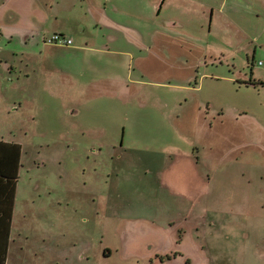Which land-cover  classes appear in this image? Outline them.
I'll use <instances>...</instances> for the list:
<instances>
[{
	"label": "rangeland",
	"instance_id": "374dc122",
	"mask_svg": "<svg viewBox=\"0 0 264 264\" xmlns=\"http://www.w3.org/2000/svg\"><path fill=\"white\" fill-rule=\"evenodd\" d=\"M59 1L72 27L103 17L101 49L148 55L112 21L142 30L158 21L155 11L132 18L114 0ZM49 7L0 0V140L23 146L7 264H153L163 244L191 264H264L261 22L221 14L209 34L204 8L180 15L188 38L160 40V49L188 64L144 61L130 76L119 68L136 81L128 91L80 86L75 97L58 68L72 54L44 52L31 34ZM219 53L223 64L212 65ZM251 78L258 85L244 83Z\"/></svg>",
	"mask_w": 264,
	"mask_h": 264
},
{
	"label": "crops",
	"instance_id": "0c3cea01",
	"mask_svg": "<svg viewBox=\"0 0 264 264\" xmlns=\"http://www.w3.org/2000/svg\"><path fill=\"white\" fill-rule=\"evenodd\" d=\"M45 1H47L48 6L50 5L49 10L47 11V15L44 16L43 22L45 23V25L39 26L35 31H32L31 34H34V32L37 33L36 36L38 37L36 39L39 42L41 41V46L43 47L44 52L50 49L51 46H53L57 48H66V51H68L69 54H72L71 57L65 54L67 57L64 58L65 60L61 61V65L58 66V68L60 70H66L68 72L69 78L70 80H72L73 86L75 85L74 91L76 94L73 95L75 97L77 96V87L80 86L91 87L94 85L102 84L106 87V89L99 91V94L106 95L116 94V91L114 89L120 86L125 87V89L128 91L130 89L131 84L135 83L136 81L134 79H130L126 80L125 82V80L123 79L124 77L118 72L119 68H123L125 72L130 76V74L133 73L134 70H139L140 72H143L141 69V64L144 63V61L150 62L152 60H162L165 61L167 64L174 63L178 66H185V64H188L180 57L176 56L173 59V54L168 53L169 51L166 53L168 54V57L166 58L165 53H161L160 49V43L162 40H165L167 42H177V40H180L181 42L185 43L186 38H188V35L180 30L182 26V20L179 17L180 15L186 16L194 13L198 14L200 13L199 9L204 8V13L208 11L207 18H209V22L207 33L209 34L212 33L214 24L219 21V17H221V14H223V18H220V20L224 19L225 21H229L230 24H233L234 20L237 21L236 17L244 22H248L253 15L256 20L258 19L261 22L260 34L261 38L264 37V0H114L117 7L126 8V14L131 16L132 18L133 16L148 17V14L150 12L155 11V17L158 16V21H156L152 25H148L142 30L136 28V26H134L133 24H131L130 28H127L124 27L120 21H112L114 25L119 27V30H127V34L125 33L123 35H125L126 37L128 46H132L130 48H134V45L132 44V36L137 37V42H139V46H142V43L148 44L149 53L147 56L141 55V51H117L115 49H110V47H108L107 49H101L99 45H97V32L99 29H103V26L100 24L103 17H98V15L95 13L89 16V13L86 12L84 14V17L93 16L92 18H87L89 23L86 25L81 22L77 27H72L69 25L70 23L68 22L70 21V19H65V14L62 12V14H60V11H57L59 9L57 8L56 10L55 8V6L59 5V0ZM125 1L127 3H125ZM240 8L243 9V11L239 10ZM90 23L92 24V32H95L92 35H90V33L88 32ZM203 28H205L204 25ZM239 32L242 33L244 36L247 35L244 29L239 30ZM250 33L251 32H249V34ZM54 34H61L64 35L66 38L71 39L73 41V45L69 47H64L48 43L47 38ZM144 36H148L151 41L147 43L142 42L144 41ZM33 38L35 40V36H33ZM255 38L259 39L258 36ZM27 39H29V35H27ZM259 40V42L263 46L264 42L261 41V39ZM92 43L96 44V46L98 47H92ZM258 49L259 48L254 51L253 56L257 55L256 53ZM119 54L125 55V62L118 63L120 60H122ZM215 56H217V58L211 59V61L213 62L212 65L218 63L220 65L223 64V59H225L223 53L216 54ZM247 56V63L255 65V58L250 60L249 53ZM197 62L198 60L196 59L194 61V64H197ZM227 63L230 64L229 61H227ZM251 80L257 82L252 78ZM75 112L77 113L79 112V110H76ZM223 114L224 113L221 111L219 113V117H222ZM7 142L18 143L14 141ZM17 191L18 184L16 190V199ZM12 224L13 222H11L10 227L11 233ZM171 225L173 226L174 222H172ZM3 226L4 224L1 222L0 229ZM10 244L11 234L9 247ZM168 247L164 246L163 244V251H158L155 257L152 258L151 261L153 264H167L169 262V264H172L175 263L177 260L182 261L184 264L192 263V259L189 256L180 253L176 249H172L174 251L168 250Z\"/></svg>",
	"mask_w": 264,
	"mask_h": 264
},
{
	"label": "trees",
	"instance_id": "16d2710c",
	"mask_svg": "<svg viewBox=\"0 0 264 264\" xmlns=\"http://www.w3.org/2000/svg\"><path fill=\"white\" fill-rule=\"evenodd\" d=\"M258 85L257 82H244ZM264 85V82H261ZM22 167V146L0 140V264H7L11 222L13 218L16 190Z\"/></svg>",
	"mask_w": 264,
	"mask_h": 264
},
{
	"label": "built area",
	"instance_id": "2783aa9c",
	"mask_svg": "<svg viewBox=\"0 0 264 264\" xmlns=\"http://www.w3.org/2000/svg\"><path fill=\"white\" fill-rule=\"evenodd\" d=\"M48 43H55L56 45L64 46L67 44H71V40H68L61 34H54L47 38Z\"/></svg>",
	"mask_w": 264,
	"mask_h": 264
}]
</instances>
